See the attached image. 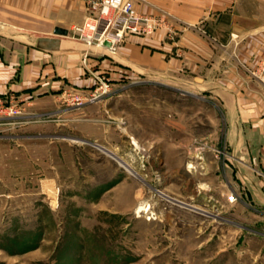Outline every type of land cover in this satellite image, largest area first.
<instances>
[{
  "label": "rangeland",
  "instance_id": "rangeland-1",
  "mask_svg": "<svg viewBox=\"0 0 264 264\" xmlns=\"http://www.w3.org/2000/svg\"><path fill=\"white\" fill-rule=\"evenodd\" d=\"M97 60L90 88L0 126V264H264V214L221 208L205 169L225 150L207 96Z\"/></svg>",
  "mask_w": 264,
  "mask_h": 264
},
{
  "label": "crops",
  "instance_id": "crops-1",
  "mask_svg": "<svg viewBox=\"0 0 264 264\" xmlns=\"http://www.w3.org/2000/svg\"><path fill=\"white\" fill-rule=\"evenodd\" d=\"M90 1L0 0V106L14 103L28 115H42L66 86L90 88L97 58L108 57L35 47L39 37H56L55 27L66 29V38L76 41L73 28L96 15ZM132 2L141 14L167 13L176 20L168 17L171 29L150 35L123 32L113 52L126 66L115 63L144 76L171 81L183 77L185 86L207 96L201 122L221 123L217 138L223 139L225 149L221 158L209 153L217 161L207 158L205 164L214 173L218 203L234 215L240 204L248 212L264 214V84L251 76L264 61V0ZM82 59L89 67H82ZM11 119L0 115V126L12 128ZM212 134L204 137L210 140ZM229 193L237 196L236 203L226 201ZM237 223L239 230L249 228Z\"/></svg>",
  "mask_w": 264,
  "mask_h": 264
},
{
  "label": "built area",
  "instance_id": "built-area-1",
  "mask_svg": "<svg viewBox=\"0 0 264 264\" xmlns=\"http://www.w3.org/2000/svg\"><path fill=\"white\" fill-rule=\"evenodd\" d=\"M89 5L96 15L87 17L81 25L75 26L72 30V37L76 41L96 47H103L106 41L110 44L107 49L111 52L114 51L115 44L126 30L150 35L161 28L171 29L167 18L174 19L167 13H164L162 17H149L141 14L135 9L132 0H92ZM252 75L264 84V62ZM95 97L97 95L92 94L90 101H93ZM75 100L78 104L82 102L80 97H76ZM20 109L18 104H2L0 113L5 117L15 118L20 115ZM227 200L234 202L236 196L230 193Z\"/></svg>",
  "mask_w": 264,
  "mask_h": 264
},
{
  "label": "water",
  "instance_id": "water-1",
  "mask_svg": "<svg viewBox=\"0 0 264 264\" xmlns=\"http://www.w3.org/2000/svg\"><path fill=\"white\" fill-rule=\"evenodd\" d=\"M53 35L56 37H39L35 41V47L46 51H78V52H92L108 57L118 64L126 66V63L119 59L108 48L110 44L108 42L103 43V47H96L94 45H88L79 41H72L67 39L68 31L66 29L55 27Z\"/></svg>",
  "mask_w": 264,
  "mask_h": 264
},
{
  "label": "bare ground",
  "instance_id": "bare-ground-1",
  "mask_svg": "<svg viewBox=\"0 0 264 264\" xmlns=\"http://www.w3.org/2000/svg\"><path fill=\"white\" fill-rule=\"evenodd\" d=\"M144 209V208H143Z\"/></svg>",
  "mask_w": 264,
  "mask_h": 264
}]
</instances>
